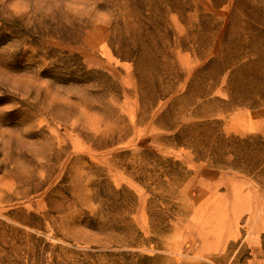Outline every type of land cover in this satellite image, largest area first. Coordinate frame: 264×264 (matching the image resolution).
Segmentation results:
<instances>
[{
    "label": "rangeland",
    "instance_id": "obj_1",
    "mask_svg": "<svg viewBox=\"0 0 264 264\" xmlns=\"http://www.w3.org/2000/svg\"><path fill=\"white\" fill-rule=\"evenodd\" d=\"M0 264H264V0L0 6Z\"/></svg>",
    "mask_w": 264,
    "mask_h": 264
},
{
    "label": "clouds",
    "instance_id": "obj_2",
    "mask_svg": "<svg viewBox=\"0 0 264 264\" xmlns=\"http://www.w3.org/2000/svg\"><path fill=\"white\" fill-rule=\"evenodd\" d=\"M0 6H7L9 11H12L14 7V0L10 3L9 0H0Z\"/></svg>",
    "mask_w": 264,
    "mask_h": 264
}]
</instances>
